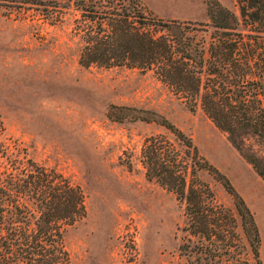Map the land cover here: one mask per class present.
Masks as SVG:
<instances>
[{
	"label": "rangeland",
	"instance_id": "1",
	"mask_svg": "<svg viewBox=\"0 0 264 264\" xmlns=\"http://www.w3.org/2000/svg\"><path fill=\"white\" fill-rule=\"evenodd\" d=\"M138 1L150 17L202 22L208 37L214 31L213 0ZM218 1L240 14L237 0ZM79 17L75 0H0V171L33 159L81 186L87 214L64 231L70 264H264V178L201 106L189 108L152 71L80 64ZM113 104L156 110L192 136L253 211L260 261L240 217L235 250L220 256L183 250L185 242L200 243L189 240L185 204L147 176L141 148L157 132L186 146L157 121L109 116ZM198 176L236 211L221 180L205 168Z\"/></svg>",
	"mask_w": 264,
	"mask_h": 264
},
{
	"label": "trees",
	"instance_id": "2",
	"mask_svg": "<svg viewBox=\"0 0 264 264\" xmlns=\"http://www.w3.org/2000/svg\"><path fill=\"white\" fill-rule=\"evenodd\" d=\"M84 44L79 62L127 65L152 71L192 110L201 106L264 178V0H237L240 14L218 0L209 3L214 31L204 23L150 17L138 0H75ZM119 109V110H117ZM109 116L157 121L163 132L147 135L141 156L149 178L173 190L185 204V229L199 244L191 251L220 256L239 246L240 217L260 261V232L245 198L230 178L200 154L192 136L156 110L113 104ZM258 146V147H257ZM0 171V264H70L66 224L87 214L85 194L56 168L33 159ZM205 168L233 195L236 211L220 202L198 176Z\"/></svg>",
	"mask_w": 264,
	"mask_h": 264
}]
</instances>
